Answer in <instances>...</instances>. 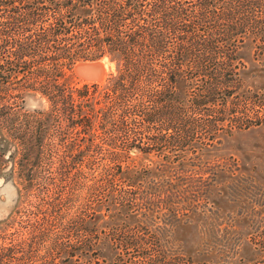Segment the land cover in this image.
<instances>
[{
	"label": "trees",
	"instance_id": "1",
	"mask_svg": "<svg viewBox=\"0 0 264 264\" xmlns=\"http://www.w3.org/2000/svg\"><path fill=\"white\" fill-rule=\"evenodd\" d=\"M102 56L103 81H67ZM251 127L264 129V0H0V175L16 164L25 193L0 264H220L169 251L139 218L151 199L129 151L180 162ZM251 242L258 256L232 264H264V226Z\"/></svg>",
	"mask_w": 264,
	"mask_h": 264
},
{
	"label": "rangeland",
	"instance_id": "2",
	"mask_svg": "<svg viewBox=\"0 0 264 264\" xmlns=\"http://www.w3.org/2000/svg\"><path fill=\"white\" fill-rule=\"evenodd\" d=\"M250 51L245 46L239 51L246 64L242 74L246 82L252 81ZM80 64L98 74H86L78 69ZM114 67L107 56L79 60L66 73L67 81H103ZM38 103L47 104L44 99L26 97L23 108L37 107ZM194 154L187 152L190 157L169 163L154 153L129 151V161L145 175L144 186L151 199L146 214L139 218L171 252L220 264H232L238 258L254 259L258 254L251 238L264 226V129L234 130L209 149ZM9 164L0 160V172L9 169ZM18 168L15 164L12 177L0 175V220L8 214L10 217L0 222V236L6 238L22 218L18 210L25 193L18 196L22 186ZM32 209L27 206L26 211Z\"/></svg>",
	"mask_w": 264,
	"mask_h": 264
},
{
	"label": "water",
	"instance_id": "3",
	"mask_svg": "<svg viewBox=\"0 0 264 264\" xmlns=\"http://www.w3.org/2000/svg\"><path fill=\"white\" fill-rule=\"evenodd\" d=\"M82 66V67H80ZM79 70H82L83 72H85L86 74L90 75V76H96L98 74V71L93 69V68H87L86 66L83 65H79L78 66Z\"/></svg>",
	"mask_w": 264,
	"mask_h": 264
}]
</instances>
